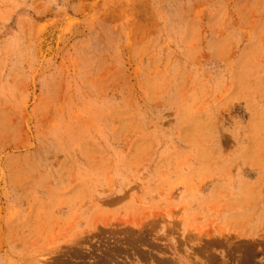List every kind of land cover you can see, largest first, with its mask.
I'll use <instances>...</instances> for the list:
<instances>
[{
    "label": "rangeland",
    "instance_id": "374dc122",
    "mask_svg": "<svg viewBox=\"0 0 264 264\" xmlns=\"http://www.w3.org/2000/svg\"><path fill=\"white\" fill-rule=\"evenodd\" d=\"M0 264H264V0H0Z\"/></svg>",
    "mask_w": 264,
    "mask_h": 264
}]
</instances>
